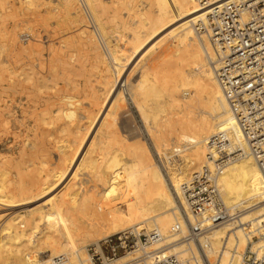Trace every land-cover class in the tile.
Here are the masks:
<instances>
[{
	"label": "bare ground",
	"instance_id": "6f19581e",
	"mask_svg": "<svg viewBox=\"0 0 264 264\" xmlns=\"http://www.w3.org/2000/svg\"><path fill=\"white\" fill-rule=\"evenodd\" d=\"M34 1L26 0L25 4L32 5ZM110 3L115 5L108 9L103 0H59L57 9H46L49 18L56 17L57 23L67 21L71 25L70 28L77 33L84 51L91 59L90 68L95 70V79L91 78L93 82H88L86 86L90 91L93 89V95L89 97L92 101L85 117L91 120V124L97 118L96 123L92 124L96 128L91 129L90 134L94 132L88 142V136L84 138L79 135L80 126L76 124L77 134L73 136L66 154L59 157L53 180L39 176L30 186L20 183L16 192H9L0 179V205H6L0 212V218H4L0 226V264H47V259L64 254L68 256L61 264H97L91 259L90 253H85L86 246L73 248L78 243L74 240L77 235L88 237L85 238L88 240L99 235L93 238L95 251L102 256L99 264H141L139 259L144 258L147 259L142 263L152 264L157 252L176 253L181 258H185L189 252L197 256L193 243L176 242L164 250H159L161 244L157 243L108 258L101 249V242L115 233L128 236L136 228L142 231L157 228L164 242H174L179 233L170 230L171 226L178 222V231L182 233L186 229L178 216L181 210L188 211L181 185L188 181L192 173L207 164L208 138L219 130H226L236 143L241 146L245 144L215 76L212 65L215 60L214 49L209 39L196 30L197 25L207 23L209 7L199 6L195 0H147L146 6L141 9L130 7V11L138 18L139 26L144 28V33L141 35L140 31H134L133 47L128 55L116 43V37L115 41L110 38L112 32L104 21L105 13L116 21V0H110ZM42 4L48 5V1L42 0ZM88 20L93 23L92 33L86 31ZM164 34L170 38L165 55L156 63L143 62L145 51ZM17 36L18 33L12 28L3 36L4 41L0 42L2 128L8 118L19 119L14 110L9 108L11 97L6 92L15 91V85L22 80L30 84L29 80H33L34 76L41 80V85L49 80L46 77L45 80L39 68L36 69L33 64L26 65L27 61L25 65H13L15 56L17 59L24 54L28 57L35 51L39 54L42 52L39 51L42 46L41 43L39 46L38 39L26 47L15 48ZM102 40L105 48L101 45ZM5 41L12 45L13 52H10L14 54L8 60L7 56L11 53L7 52ZM72 52L68 54V59L62 55L56 60V56L47 59L50 69H54V63L58 61L64 66L62 71L70 72V68H73L71 61L76 56ZM53 53L56 55L59 52ZM158 69L163 76L161 78L157 75ZM3 72L8 75L6 82H3ZM89 79H86V83ZM128 97L138 113L145 139L131 141L120 133L116 114L124 104L122 101L127 102ZM70 100L73 101L70 98L63 104L67 102L69 105ZM173 103L179 111L163 118L168 111L166 108L169 109ZM94 106H97V114L93 113ZM105 108L107 110L103 114ZM64 125L65 129L70 127L68 121ZM146 139L155 147L160 161L163 164L166 161L164 165H158L155 161ZM24 141L14 160L23 161L25 156L31 159L37 157V141L29 140V145ZM108 144H115L116 148L108 150ZM171 159L172 162L178 160L176 166L175 162L174 165H168L173 164ZM4 174L0 170V177ZM82 174L83 180L79 179ZM48 181L50 184H47ZM62 181H66L63 193L50 195L56 183ZM216 184L224 204L232 209L233 218L248 221L252 232L258 228L259 233L264 234V174L255 159L247 155L232 161L217 175ZM40 189L46 195L35 197L33 194ZM40 199L42 202L39 205L34 204ZM90 200L96 201L97 211L106 209L105 217H96L91 211L88 212ZM15 201L20 209H16L17 212L9 208ZM45 214L58 217L61 228L59 234L41 230L40 223L44 221ZM228 228L224 224L212 229L209 237L211 248L207 253L211 256L221 245L222 239H227L228 249L235 245L238 253L228 264H238L247 238L241 228L235 226L229 234ZM252 245L264 249V235L259 236ZM228 257V253H224L222 262L226 263Z\"/></svg>",
	"mask_w": 264,
	"mask_h": 264
},
{
	"label": "rangeland",
	"instance_id": "374dc122",
	"mask_svg": "<svg viewBox=\"0 0 264 264\" xmlns=\"http://www.w3.org/2000/svg\"><path fill=\"white\" fill-rule=\"evenodd\" d=\"M21 1L23 2L21 3ZM21 1L0 0V42L4 41L3 36L12 28H14L18 33L17 39L15 41V48H22L23 46L26 47L31 42L38 39L37 42H39V46L41 43V46L43 48H40L41 50L39 49V51H42L41 54L35 51L34 53H31V55L28 56L30 58L26 57L27 55L25 56L24 54L21 55V57L18 56L19 58L17 57V59L16 56L13 58L14 54L10 52V50H12V45L5 41L7 43L6 50L7 52L11 53V57L7 56V60L8 57L10 59L13 58V65L15 64V66H21V63L25 65L24 63L27 61L26 65L33 64L36 69L39 68L38 71L42 73L43 78L45 79L46 77V79L49 80L46 82L43 80V78H41L45 82H43L42 84H46V87L45 85H41V80H38L37 77L34 76L33 80H29L30 84L28 81L27 84V82L24 83V80H22L18 84L15 83L16 85L14 90L16 92L13 90L6 92L8 95H10L9 97H11V99L9 98L10 101L8 102V104H10V110H14L15 116L19 117L20 119L15 120L13 117H10L11 119L8 118V122L4 126L5 128H2L0 126V157L2 158L0 159L2 162H0V170H3L5 172V174L0 177V179L5 189L9 192H16L20 183L24 186H30L33 183L34 179L39 176H42L49 181L53 180V175L58 169L57 163L59 157L66 154V151L71 147L73 136L77 134V129L75 127L76 124L80 126L79 135L84 138L88 136L87 140L89 142V139H91V136L94 132L93 131L90 134V132L92 131L91 129H93L94 127L92 126V124H95L97 121L96 118V120L94 119L95 122H92L91 124V120L85 117V113L90 109V104L92 101L90 98H92L91 95H93V89H91V92L89 88H86V86L88 85V82H93L91 78L95 79V70H92V68H90L91 59L88 56V53H86L87 51H84V46L78 38L77 33L73 31L74 29L70 28L71 25L67 21H60L59 23H57V18H49V14L48 12H46V9L48 7H56L57 9V4L59 0H45L48 1V5H43L42 0H35L32 5H26V0ZM103 2L105 3L106 7H108V9L115 5V3H110V0H103ZM146 2L147 0H116V21H113L108 13L104 14V21L107 25V29L112 32L110 34V38L115 41L116 37V43L120 45L124 54H131L133 47L132 36L134 34V31H140L141 35L144 33V28L139 26L138 18L132 11H130V7L134 9H141L146 6ZM92 24L93 23L88 20L86 31L91 33L94 31ZM27 26H29V29ZM169 44L170 38L167 36V34L162 35L155 42H153L145 51L142 61L145 63H156L163 57V55H165L167 51L166 49ZM101 45L103 46V48H105L103 40L101 41ZM53 51L59 53L55 55ZM71 52L76 54V56L74 60L71 59L73 68H70V72L62 71L64 66H62V64L58 61H55L56 63H54L53 66L54 69H50L51 66L48 64V60H50L51 57L54 58L56 56V58H54L56 60L58 56L62 55V57L64 56V58L66 57V59H68L67 56ZM33 54L35 56H33ZM23 56L25 58H23ZM37 59H39V62ZM90 70L91 72H93L91 73ZM43 73L45 74L43 75ZM5 74H7V72H5L3 75V82H6V79H8V75ZM157 75L160 78L163 77L159 69L157 70ZM85 78H90L87 83ZM14 80H16V78ZM83 82H85L86 84ZM32 83L34 84L32 85ZM24 85L27 86L25 87ZM85 88L86 91L84 90ZM25 90L27 91L25 92ZM76 92L79 93V95H77ZM6 93H4V95ZM12 93H14V95ZM19 94L22 95L20 96ZM72 95L73 97H71ZM30 96H32V98ZM67 97L73 99V101L70 100L71 102L69 105L67 104V102L63 104L64 101H69L70 98L67 99ZM35 99H37L36 103ZM130 100L131 99H129L128 97L127 102L122 101L124 104L120 109H118V113L116 114L120 133L129 137L131 141L133 139H135L133 141H136L138 138L145 139L143 131L141 132V121L139 119L138 113L136 109L132 106ZM32 102L35 105L32 104ZM21 104H23V107H21ZM61 106L63 108H61ZM170 107L169 109H167L168 107L166 108V111H168L164 114L165 116L163 118H165L166 116H173L176 114L175 112L179 111L175 103H173V105L171 104ZM58 110H60V112H58ZM106 110L107 108L104 109L103 114H105ZM31 111L34 113H30ZM40 111L44 113L42 114V117ZM93 113L97 114V106H94ZM21 114L23 116H21ZM65 121H68V123L70 124V127L68 129H65ZM95 128L96 126L94 127V129ZM28 139L30 140V142L31 140H36L37 142L35 143L39 144V151L37 152L38 158L36 157L31 159L25 156L23 161L14 160L13 157L17 156V151L19 150L21 143L25 140L27 142L26 144H28ZM42 141H44V143ZM146 141L149 142L148 146L152 151L154 159H156L155 161L158 162V165H164L166 161H164L163 164L160 161V157L157 155L153 144L150 142L149 139H146ZM109 144L106 147L108 150L112 151L113 148H116L114 146L115 144H112L110 146ZM27 150L28 152H30L28 146ZM175 158L178 159L177 156ZM172 161L173 159L170 160V162ZM177 161H174L175 166L177 165ZM174 162H172L173 164L168 165H174ZM79 179L83 180L84 175H80ZM49 181L47 182V184H50ZM65 184L66 181L57 182L55 188L51 190L50 195L56 193H63ZM33 195L35 197H44L46 194H44V192L40 189L39 191H36ZM41 202L42 199L38 200L34 204L39 205ZM96 204L97 203L95 200H90L89 204H87L88 212L91 211L92 214L96 217H105L106 209H102L101 212L100 210L97 211ZM10 205H13L9 206V208H11L10 211L14 209L15 211L16 209L17 211L20 210L18 208L19 206L17 205V201L12 202V204ZM5 206L6 205H0V212H2L4 208H6ZM58 222V217L51 214H45V219L40 223V228L42 231H52L59 234L61 228ZM3 223L4 218L2 217L0 218V226ZM50 225H52L51 228ZM78 236L80 235H77L74 238L75 242L78 243L73 246V248L76 246L84 245L86 246V249L84 251L87 254L89 253L88 247L96 245L93 242V238H96L99 235H96V237H93L91 240L85 239L88 237ZM64 255L65 259H67L68 255ZM143 260L139 259L141 264H144L142 263ZM97 264H99V262H97Z\"/></svg>",
	"mask_w": 264,
	"mask_h": 264
},
{
	"label": "built area",
	"instance_id": "2783aa9c",
	"mask_svg": "<svg viewBox=\"0 0 264 264\" xmlns=\"http://www.w3.org/2000/svg\"><path fill=\"white\" fill-rule=\"evenodd\" d=\"M199 6L209 7L207 23L197 25L200 35H205L215 52L212 61L215 76L221 86L235 125L244 141L241 146L226 130L215 132L207 140L206 161L200 170L191 174L181 185L188 211L178 213L186 229L181 233L176 222L170 230L178 234L174 242H164L157 228L131 230L128 236L115 234L101 242L102 251L111 258L140 246L160 243L164 250L176 242L193 243L197 256L189 252L185 258L176 253H156L152 264H228L237 253V247H227V239L211 256L209 237L216 226L228 225L227 233L239 227L247 238V245L238 264H264V249L253 247L259 229H250L248 221L233 218L217 188L216 180L229 163L252 156L264 174V0H195ZM229 237V236H228ZM93 262L102 256L89 246ZM228 253L226 263L222 262ZM47 264H61L65 255L47 259Z\"/></svg>",
	"mask_w": 264,
	"mask_h": 264
}]
</instances>
